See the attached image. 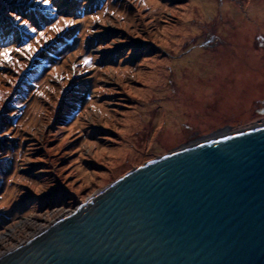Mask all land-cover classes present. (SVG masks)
<instances>
[{"label":"rangeland","instance_id":"obj_1","mask_svg":"<svg viewBox=\"0 0 264 264\" xmlns=\"http://www.w3.org/2000/svg\"><path fill=\"white\" fill-rule=\"evenodd\" d=\"M5 49L0 255L133 168L264 122V0H0Z\"/></svg>","mask_w":264,"mask_h":264},{"label":"water","instance_id":"obj_2","mask_svg":"<svg viewBox=\"0 0 264 264\" xmlns=\"http://www.w3.org/2000/svg\"><path fill=\"white\" fill-rule=\"evenodd\" d=\"M0 264H264V125L133 168Z\"/></svg>","mask_w":264,"mask_h":264},{"label":"snow or ice","instance_id":"obj_3","mask_svg":"<svg viewBox=\"0 0 264 264\" xmlns=\"http://www.w3.org/2000/svg\"><path fill=\"white\" fill-rule=\"evenodd\" d=\"M42 3L45 4V5H48L50 3V0H42ZM15 19H17L18 21H20L22 24H27L28 21L26 20H22V18L20 16H16ZM96 19H98V17H96ZM64 23L66 25H69V24H72L73 21L71 20H65ZM53 28L55 31H60V29L58 27H56L55 25H53ZM33 32H36L37 30L35 28H32L31 29ZM41 36L44 35L43 32L40 33ZM28 49L31 50L32 49V45L29 44L28 46ZM12 50L11 49H5L4 51H0V57H3V59L5 60H10L11 59V56H10V52ZM16 51H21V49H16ZM89 61L88 60H85L84 63L87 64Z\"/></svg>","mask_w":264,"mask_h":264},{"label":"bare ground","instance_id":"obj_4","mask_svg":"<svg viewBox=\"0 0 264 264\" xmlns=\"http://www.w3.org/2000/svg\"><path fill=\"white\" fill-rule=\"evenodd\" d=\"M262 125H264V122H262V123H258V124H256V125H253V126L248 127V128H243V129H240V130H236V131H242V130H247V129H251V128H256V127H259V126H262ZM236 131H230V130H228V129H223V130H220V131L214 133V134L212 135V137L205 138V139H203V140H201V141L192 142L190 145H192V144H194V143L196 144V143L205 142V141L210 140V139H213V138H219V137H222V136H225V135L231 134V133L236 132ZM182 148H184V147H182ZM67 215H68V214H67ZM42 231H43V230H42ZM42 231H41V232H42ZM38 234H39V233L35 234L34 236H36V235H38ZM1 240H2V237H0V243H1Z\"/></svg>","mask_w":264,"mask_h":264},{"label":"built area","instance_id":"obj_5","mask_svg":"<svg viewBox=\"0 0 264 264\" xmlns=\"http://www.w3.org/2000/svg\"><path fill=\"white\" fill-rule=\"evenodd\" d=\"M69 213H71V212H69ZM69 213H67V214H69ZM67 214H65V215H67ZM65 215H64V216H65ZM52 223H53V222H52ZM52 223H51V224H52ZM41 230H42V229H41Z\"/></svg>","mask_w":264,"mask_h":264},{"label":"flooded vegetation","instance_id":"obj_6","mask_svg":"<svg viewBox=\"0 0 264 264\" xmlns=\"http://www.w3.org/2000/svg\"><path fill=\"white\" fill-rule=\"evenodd\" d=\"M262 107H264V106H262ZM262 107H261V108H262ZM258 109H259V108H258ZM257 112H259V111L257 110ZM259 113H260V112H259Z\"/></svg>","mask_w":264,"mask_h":264}]
</instances>
